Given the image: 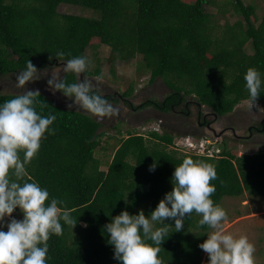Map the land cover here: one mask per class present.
I'll list each match as a JSON object with an SVG mask.
<instances>
[{
    "label": "trees",
    "instance_id": "1",
    "mask_svg": "<svg viewBox=\"0 0 264 264\" xmlns=\"http://www.w3.org/2000/svg\"><path fill=\"white\" fill-rule=\"evenodd\" d=\"M210 2L217 5L215 0H0V77L18 74L28 60L38 69L51 68L75 56H87L89 49L97 51L103 45L111 50L112 66L139 57L138 73L148 72L151 82L162 79L172 91L162 102L147 101L135 109L153 107L168 114L190 96L220 117L229 115L248 101L246 70L257 68L264 77V13L257 22V6L228 0L219 13L227 14L230 5L243 22L220 27L206 10ZM64 4L96 15L60 13ZM248 45L253 46L252 54L246 51ZM57 51L65 53L63 59L53 56L49 60ZM79 75L67 73L64 77L75 83ZM100 75L98 68L83 73L84 77ZM132 93L130 88L122 97ZM16 94L0 93V103ZM40 94L44 107L37 106V111L54 113L57 118L50 126L55 133L46 134L38 155L28 165L29 177L47 188L50 197L65 200L77 216L75 225H64L63 235L50 236L47 264H118L103 225L125 208L132 214L143 209L149 215L172 189L175 165L186 156L215 165L217 179L211 181L216 188L211 197L214 203L223 207L226 197L247 193L264 198L261 152L238 155L224 144L219 158L184 153L174 147L175 135L169 129L162 134L152 131L148 138L127 132L118 146L104 148L107 133L102 131L101 120L65 109ZM109 98L119 100L116 95ZM256 103L264 106V90ZM262 129L264 132V124L258 131ZM100 151H108L109 159L98 157ZM154 160L157 167L149 171ZM13 216L22 219L19 209ZM200 218L193 212L180 232L169 228L158 254L163 264H202L205 252L198 245L207 238L208 229L198 225Z\"/></svg>",
    "mask_w": 264,
    "mask_h": 264
},
{
    "label": "clouds",
    "instance_id": "2",
    "mask_svg": "<svg viewBox=\"0 0 264 264\" xmlns=\"http://www.w3.org/2000/svg\"><path fill=\"white\" fill-rule=\"evenodd\" d=\"M53 56L61 61L65 53L57 51L49 60ZM89 64V58L84 55L67 59L60 67H54L47 87L69 98L70 109L78 108L103 120L105 115L118 113L120 104L95 89L92 81L81 79ZM42 71L28 60L16 76V87L23 91L0 103V264H47L50 236H61L64 225L71 227L77 223V216L72 215L66 201L50 197L49 190L31 180L28 173V165L38 155L42 140L55 133L50 126L56 115L38 112L37 106L44 107L38 99L40 91L26 87L40 80ZM61 73L80 74V79L68 83ZM244 81L248 109L252 111L264 90V77L257 68L249 67ZM156 167L154 160L149 171ZM216 179L214 164L190 156L183 158L175 165L170 178L172 189L149 215L143 209L132 214L125 208L103 225L106 242L113 248V258L118 264H163L158 254L169 228L180 232L195 212L201 217L198 225L208 229L207 238L198 245L208 256L206 264H256V248L248 236L234 235L224 229L228 213L211 198L216 191L211 181ZM125 202L131 203L126 198ZM17 209L22 219L13 216Z\"/></svg>",
    "mask_w": 264,
    "mask_h": 264
},
{
    "label": "rangeland",
    "instance_id": "3",
    "mask_svg": "<svg viewBox=\"0 0 264 264\" xmlns=\"http://www.w3.org/2000/svg\"><path fill=\"white\" fill-rule=\"evenodd\" d=\"M195 1V0H191ZM217 5L210 3L206 5V10L215 17V21L220 27L226 25H234L243 17L237 16L232 11V7L228 6V13L222 15L219 13L220 6L226 5L228 0H215ZM246 5L253 4L258 8V20L261 19L264 13V0H243ZM59 12L63 14L86 15L95 16V13L85 10L82 7L74 5H61ZM248 54L254 52L253 46L248 45L246 48ZM94 52H98L94 57ZM87 57L90 60V66L87 68L89 72H94L97 68L100 69L101 79L97 80V76L83 77L92 81L95 89L100 90L107 95H116L119 100L120 110L118 113H113L108 116L105 115L103 120L105 131L107 135L103 139L102 147L113 148L118 146V140L127 137V132L141 133L148 138L152 131L163 133L164 129H169L175 135V145L177 149L184 153H192L198 156L201 144L205 145L207 149H211L212 154L219 158V154L223 151V146L226 144L228 149L238 155L242 154H257L259 152L264 154V132L258 131L260 125L264 123V106L261 103H256L252 111L248 109V101L241 103L236 107L233 113L218 117L217 122L212 124V130L208 129L206 125H200L198 119V106L195 98L187 96L181 103L176 105V112L168 114L161 113L153 107L145 109H135L139 105L147 101L162 102L168 97L172 91L165 84L162 79H157L151 82L150 74L147 72L140 75L137 70L140 58L137 57L132 63H116L111 65V50L109 47L101 46L97 51L88 50ZM63 62H58L60 67ZM40 75L41 79L35 82H30L26 85L29 90L39 89L41 93L46 94L54 103L69 110H79L78 108H69L71 103L69 98L65 97L61 92H52L47 87V79L50 78L54 67H44ZM64 76V73H61ZM16 75H9L0 77V93H20L23 89L16 87ZM80 77V75H79ZM133 88V93L121 99L122 94ZM115 102V101H114ZM189 102L190 114L185 115L186 103ZM133 105V107L130 106ZM197 107V108H196ZM202 114L213 113L211 108L203 106ZM86 113V112H85ZM90 114V113H88ZM96 117L95 114H91ZM210 125V124H209ZM252 133V135H251ZM195 134V136L193 135ZM201 136L202 138L196 137ZM204 138V139H203ZM186 140V142H185ZM210 140V143H207ZM189 141L197 143L190 148ZM202 142V143H201ZM198 148V149H196ZM110 150V149H109ZM108 150V151H109ZM108 151H100L98 157L103 160L109 159ZM102 169H106L105 166ZM223 208L228 213V219L224 222V229L234 235H247L249 240L254 243L256 252V264H264V198L250 196L248 193L240 197H226L222 202ZM21 219L20 217H15ZM8 218L6 217V221ZM6 230V229H5ZM208 256L205 253L202 264H206Z\"/></svg>",
    "mask_w": 264,
    "mask_h": 264
},
{
    "label": "flooded vegetation",
    "instance_id": "4",
    "mask_svg": "<svg viewBox=\"0 0 264 264\" xmlns=\"http://www.w3.org/2000/svg\"><path fill=\"white\" fill-rule=\"evenodd\" d=\"M121 99H123V100H125V98H121ZM125 103H129L128 101H126L125 100ZM195 103V105L196 106H198L199 104H198V102H194ZM179 104V103H178ZM189 105H190V103L189 102H187L186 103V105H185V108H186V112H185V115H188L189 116V114H190V110H189ZM130 106H131V104H130ZM197 108V107H196ZM203 106L202 105H199L198 106V119H199V122H201V120H202V123H200V125H206V127L208 128V129H210V130H212L213 131V133L215 132V130L214 129H212V124H215L216 122H217V119H215L214 118V116H213V114L212 113H204V115L202 114V111H203ZM173 112H176L175 110H173ZM210 124V125H209ZM262 124H264V123H262ZM251 135H252V133H251Z\"/></svg>",
    "mask_w": 264,
    "mask_h": 264
},
{
    "label": "built area",
    "instance_id": "5",
    "mask_svg": "<svg viewBox=\"0 0 264 264\" xmlns=\"http://www.w3.org/2000/svg\"><path fill=\"white\" fill-rule=\"evenodd\" d=\"M185 142H186V140H185ZM189 143V147L190 148H192L191 146H194V145H196L197 143H195V142H192V141H189L188 142ZM202 143V142H201ZM207 143L209 144L210 143V140H207ZM196 149H198V148H196ZM199 152H200V155H202V156H205V157H215V155L214 154H212V151H211V149H207V147L205 146V145H202L201 144V148L198 150Z\"/></svg>",
    "mask_w": 264,
    "mask_h": 264
},
{
    "label": "water",
    "instance_id": "6",
    "mask_svg": "<svg viewBox=\"0 0 264 264\" xmlns=\"http://www.w3.org/2000/svg\"><path fill=\"white\" fill-rule=\"evenodd\" d=\"M81 79H83V74H81ZM214 118L217 119L218 118V114L214 113Z\"/></svg>",
    "mask_w": 264,
    "mask_h": 264
}]
</instances>
